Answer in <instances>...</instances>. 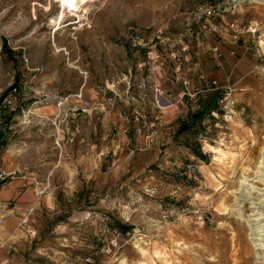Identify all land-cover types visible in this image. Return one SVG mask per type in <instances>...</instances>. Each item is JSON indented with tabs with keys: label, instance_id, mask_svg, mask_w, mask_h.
<instances>
[{
	"label": "rangeland",
	"instance_id": "374dc122",
	"mask_svg": "<svg viewBox=\"0 0 264 264\" xmlns=\"http://www.w3.org/2000/svg\"><path fill=\"white\" fill-rule=\"evenodd\" d=\"M91 3L85 20L64 0H0V104L18 89L16 102L0 116L5 137L0 171H17L4 183L28 177L19 193L32 192L24 207L0 218V224L18 218L11 235L0 236V264H264V250L257 246L264 241L254 242L251 235L255 212L264 213V168L258 169L264 146V3ZM214 3L234 9L226 18L244 35L241 41L251 42L256 52L252 64L262 67L257 91L235 102L231 132L222 129L221 96L201 85L195 98L174 101L165 110L164 127H158L156 141L142 152L133 146L143 141L140 123L136 132L128 130L117 152L110 147L118 140L117 131L110 136V119L85 120L82 135L68 141L64 131L71 122L61 117L74 112L75 98L62 110L57 103L81 87L79 69L89 71L90 83L100 61L101 74L108 75L103 87L121 103L120 81L128 67L132 73L141 68L143 78L151 73L145 50L134 48L131 38L153 24L176 36L191 10ZM145 37L150 38L148 33ZM54 42L67 51L57 53ZM100 52L102 59H97ZM47 105H52L50 113L40 114ZM200 130L208 134L210 153L196 141ZM193 167L199 171L196 178ZM242 185L250 192L244 197ZM171 206L188 211L165 222L164 211Z\"/></svg>",
	"mask_w": 264,
	"mask_h": 264
},
{
	"label": "crops",
	"instance_id": "0c3cea01",
	"mask_svg": "<svg viewBox=\"0 0 264 264\" xmlns=\"http://www.w3.org/2000/svg\"><path fill=\"white\" fill-rule=\"evenodd\" d=\"M236 28L238 30L237 25ZM238 32L240 34V39L242 40L244 35L242 36V33H240L239 30ZM217 39L219 38L215 35L209 38L192 37V39H190L188 62L187 64H184L182 71V74L191 77V86L189 87H184L181 83L175 82L172 79L173 72L171 69H166L156 74L149 73V77L143 78L141 68L136 69L135 67L133 74V67L129 66L127 72L130 74H127V72L123 73V79L120 81V83L122 82V91L120 94L121 103L117 101L116 97L113 98L111 91L109 98L107 91L108 87H103V83L105 82L104 79H108V75L106 76L107 73L105 72L101 74V69L98 68L100 61L98 60L99 63L95 65V68H93L91 72L92 77L90 83L87 82L83 88L84 99L80 101L75 100L76 103L73 105L74 112L62 114L61 119H63V121L69 119L71 122L72 129L70 128L69 130L66 128V130H68L70 134H73L75 140V137L79 138L80 134L82 135V127L80 123H83L85 120L93 123L94 119L96 123L99 118L110 119V136L112 137L114 135V131H117L118 133V135L114 136L117 137L118 140H112L110 142V147L114 150L113 152H117L122 148L121 146L124 145L128 137V130L131 129L134 132L137 131L139 125L137 113L141 112L149 116L150 119L158 120L159 126L162 128L164 127V122L167 117L165 110L174 107V101L181 103L182 101L179 97L183 92L188 91L194 94L202 92V90H199L198 88L202 85L198 76L200 75L199 72L202 70L213 78H219L222 80L228 78L234 86L235 100L238 104L240 98L244 95L257 91V88L260 85L259 82L262 79L257 77V75L260 73L259 70H261L262 67L252 64V61L250 60L252 55L254 56L253 52H255L251 47V42L246 44V41L244 42L240 40V45L235 46L230 41L226 40L221 41V48L224 52L222 67L213 70L211 54L208 50L217 42ZM106 40L109 41L108 37H106ZM101 55L100 52L99 54H95V57L97 59H102ZM261 72V74H264V67ZM158 82L162 83V89L165 93L164 96L169 101V103L163 105L165 108H163V106L159 107L156 103L157 96L154 94V88L155 84ZM66 91L69 90L66 89ZM50 106L52 105L40 107L42 109L40 114H49ZM178 114L179 113H176L174 117L178 116ZM65 134L67 133L64 131V135ZM67 136L68 135H66V137ZM137 145L146 146L145 134L142 142H135L133 145L134 150ZM15 166V164L11 165L13 168ZM5 172L9 175L7 178L9 179L12 178L13 173L15 174L17 171ZM26 180H28V177L25 178L24 181L17 179L6 183H4L5 181L0 183V185H2L0 186V218L5 217L6 215H8V217L11 216L17 209L24 207L27 201L32 198V192L30 190L26 189L23 194L19 193ZM32 207H34L35 210V206ZM32 212L30 211V213ZM17 221L18 218L14 216L4 220L0 224V236L8 238L15 229Z\"/></svg>",
	"mask_w": 264,
	"mask_h": 264
},
{
	"label": "built area",
	"instance_id": "2783aa9c",
	"mask_svg": "<svg viewBox=\"0 0 264 264\" xmlns=\"http://www.w3.org/2000/svg\"><path fill=\"white\" fill-rule=\"evenodd\" d=\"M238 1V0H235ZM230 12L233 13L234 9L223 8L221 4H204L199 8L191 10L188 16L183 21V32L176 35V37L168 36L167 30L159 25H149L146 27L143 34H135L131 38V45L134 48H141L145 50L146 55V65L148 70L153 73H159L163 70H170L173 72L172 79L175 82L181 83L184 87H189L191 85V77L189 75L182 74L184 64L188 62V55L190 51V39L192 37H205L209 38L211 36H216L219 34L221 37L220 41H230L233 45L238 46L240 44V34L236 28V24L229 21L226 18V14ZM149 35L150 38H146L145 34ZM217 41L213 44L208 52L211 54V63L213 68L220 69L224 61V52L221 48V42ZM179 44V48L175 49ZM79 74L83 80V83L79 90L75 93H69L64 97L58 98L57 106L62 110L70 98H75V100L83 99V88L85 87L87 80L89 78V71L86 69H79ZM200 82L202 87L209 89L213 87L215 92H218L221 96L220 104L223 109V121L222 126L224 134L232 131V119L234 116V106H235V89L234 86L229 82V79H219L212 78L207 75L203 70L200 71ZM17 87H14L11 92L4 95L1 99L0 104V116L2 113L11 108V106L16 102V97L14 93L17 92ZM155 95L157 96L156 103L159 107H162L165 103H169L168 99L164 96L165 93L162 89L161 82L155 84ZM198 93H190L185 91L181 94L179 99L183 100L185 97L190 99L194 98ZM161 105V106H160ZM137 120H139L140 128L139 131H143L146 136V145L153 144L157 139V130L159 127L158 120H150V118L143 114L137 113ZM3 125L0 122V129ZM67 139L69 142H74L73 134L68 131ZM196 141L200 149L204 152H209L208 145L210 144V139L206 130H200L196 135ZM57 146L62 149L60 141H58ZM147 148L146 146L137 145L135 150L142 152ZM191 174H194L195 178L199 173L198 169L193 167L190 170ZM8 174L1 170L0 171V183L4 182L8 178ZM41 194L38 193V197ZM31 212L34 207L29 209ZM188 209L186 207L171 206L164 211L163 220L165 222H174L179 220L184 214H186ZM27 220H23V224H26ZM31 236H35V231L28 232ZM116 237H120L122 232L118 229L113 231Z\"/></svg>",
	"mask_w": 264,
	"mask_h": 264
},
{
	"label": "bare ground",
	"instance_id": "6f19581e",
	"mask_svg": "<svg viewBox=\"0 0 264 264\" xmlns=\"http://www.w3.org/2000/svg\"><path fill=\"white\" fill-rule=\"evenodd\" d=\"M64 1L71 8L72 11L80 12V14L82 15V17H80L81 19H85V18H87L86 14L89 12L90 6L93 5V3H91V2H94L95 0H64ZM256 1L260 2V3H264V0H256ZM52 23H55V20H52ZM80 27H82V25H79L77 28H80ZM54 41H55V39H54ZM54 47H55V51L57 53H60L62 51H67V49L58 46L56 44V42H54ZM221 146H223L222 143H221ZM208 149H209V147H208ZM261 154H262V157H261V160L259 162L258 169L264 168V146H263V149L261 151ZM242 187L243 188L241 190V193L243 194L242 197H244V195H246V194H248L250 192H247L249 190L248 187H245L243 185H242ZM247 197H248V195H247ZM236 200H239V198H237ZM254 216H256V217L258 216V217L253 220L255 223L252 225V228H251V230H252V234L251 235L254 236L252 239H253L254 242L263 243V241H264V224H261L262 223L261 221L264 220V213L260 214L259 211H256ZM257 246L260 247L259 248L260 250H264V244L262 245V244L259 243Z\"/></svg>",
	"mask_w": 264,
	"mask_h": 264
},
{
	"label": "trees",
	"instance_id": "16d2710c",
	"mask_svg": "<svg viewBox=\"0 0 264 264\" xmlns=\"http://www.w3.org/2000/svg\"><path fill=\"white\" fill-rule=\"evenodd\" d=\"M3 47H4V48H7V43H6V41H4V45H3ZM4 139H5V137H4V135H3V133H2V131H1V129H0V144H3Z\"/></svg>",
	"mask_w": 264,
	"mask_h": 264
}]
</instances>
